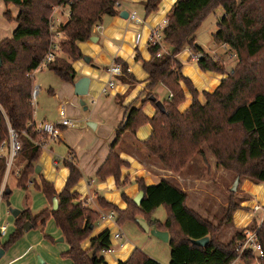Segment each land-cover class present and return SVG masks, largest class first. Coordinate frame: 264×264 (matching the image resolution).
Wrapping results in <instances>:
<instances>
[{
    "label": "trees",
    "instance_id": "obj_1",
    "mask_svg": "<svg viewBox=\"0 0 264 264\" xmlns=\"http://www.w3.org/2000/svg\"><path fill=\"white\" fill-rule=\"evenodd\" d=\"M6 6L19 10L14 20L10 12L4 17L18 25L12 38L0 41V148L9 141V129L17 135L21 151L17 155L24 164L18 173V187L28 190L32 184L47 199L52 210H44L34 217L30 209L25 210L16 219V232L9 242L2 246L5 252L24 234L23 226L30 221L35 229L53 219L62 232L70 250L63 258L73 264H107L103 253L111 251L113 243L110 230L93 238L96 224L101 215L83 205L79 195L72 190L81 180V173L74 161H66L70 177L61 194H57L54 185L36 168L43 154L37 145L45 137L37 132L31 123L34 121L32 90L33 74L43 62L51 44L52 33L50 19L57 7L70 8L69 20L62 24L59 31L66 36L61 43V52L72 62L85 59L79 49L93 37V29L100 25L106 16L118 15L116 4L120 0H3ZM163 0H148L144 4L146 17L156 14ZM222 8L224 15L217 24L213 39L216 44L225 45L237 58V66L228 74L222 64L214 61L196 44V34L207 20ZM166 26L162 30L160 43L147 45L150 61H144L138 54L136 61L142 62L143 70L149 76V84L126 108V121L118 132V139L111 149L110 158L100 169V178L114 176L117 185L121 168L127 164L116 152L117 143L123 133L134 134L144 125L152 127L151 137L142 143L161 164L174 173L184 171V167L196 155L204 154L206 147L216 158L217 165L233 172L241 180H249L256 185H264V0H178L166 17ZM167 47V52H163ZM190 49L196 56L204 54L198 60L199 68L204 72L227 75L221 85L213 92H203L205 103L199 101V92L193 83L183 75V64L178 56ZM160 53H163L160 55ZM123 67L122 83L134 86L138 83L129 73L128 65L117 60ZM47 68L63 82H73L76 72L66 60H56ZM162 85L171 95L163 101L165 113H161L150 97L156 88ZM185 86L192 96V106L184 113L180 107L186 102ZM141 105L139 107V102ZM152 104L156 114L152 119L144 113L146 105ZM17 159V158H16ZM6 159L0 156V194L6 174ZM39 179V182H38ZM125 185L127 180L124 182ZM139 191L145 194L140 206L133 199L122 194L127 204L126 210H120L105 200H98L103 209L114 211L116 224L136 222L143 217L151 229L168 232L171 247L170 264H264V223L255 216L252 226L237 231L231 241L224 244L219 239L223 226L214 227L197 212L188 207L189 195L173 183L162 180L156 186L148 187L137 179ZM240 184V183H239ZM124 185V184H123ZM7 190L2 199H9ZM58 200V209L53 210V200ZM165 207L167 221L162 224L153 222V213ZM249 210L240 203L229 202L225 210L224 222L232 223L238 211ZM93 226V228H91ZM256 234L262 247L263 256L256 258L252 251L240 256L239 247L246 240V232ZM49 239L48 237H46ZM209 238L207 246H196L193 242ZM90 240L91 247L85 250L83 245ZM1 249V248H0ZM95 252L93 257L90 254ZM118 264H159L144 252L136 249L126 262Z\"/></svg>",
    "mask_w": 264,
    "mask_h": 264
},
{
    "label": "crops",
    "instance_id": "obj_2",
    "mask_svg": "<svg viewBox=\"0 0 264 264\" xmlns=\"http://www.w3.org/2000/svg\"><path fill=\"white\" fill-rule=\"evenodd\" d=\"M147 1L148 0H120L118 15L115 17H104L100 24L101 29L94 32L93 36L96 37L98 41L93 42L90 40L79 44V49L82 54L91 59L90 64H87L84 60L72 62L65 56L64 59L72 64L76 72L74 81L70 83L63 82L57 77L60 81L57 82L55 86L46 87V94H43L41 97L37 116L35 112L34 120L37 124H39V122L58 124L61 121V108L65 106V117L74 121L75 119H80L86 122L88 129L85 131L60 126V138L48 147L49 150L40 158L38 166L42 168V175L44 178L54 185L57 194H61L70 177V170L64 164L68 160L75 162L81 173V180L72 192L79 195L78 200H84L87 203L86 207L91 208L101 215V219L98 222L99 226L98 228L95 226L96 229L91 238L117 225L114 223L116 218L114 221L108 220L103 223L105 221L103 220V216H108L112 212H115L103 209L99 204V199L113 204L120 210H126L127 204L123 200L122 194H125L130 199H134L140 192L139 186L135 183L137 179L142 180L148 187L156 186L164 179L168 181V176L166 175L168 171H162V169L155 166L152 163L151 156L148 152L146 153V149L142 146V143L146 142L151 137L153 130L150 125H144L138 128L134 134L130 132L123 133L117 143L116 152L119 153L120 159L127 164L121 168L119 181L121 186L117 185L114 176L100 178L98 174L100 169L110 158L111 149L118 139V132L126 121V108L149 84V76L143 70L142 62L136 61V57L140 54L142 60L147 62L151 60V56L147 50L151 32L164 24L167 15L171 12L178 0H163L159 6V11L156 14L146 17L144 4ZM58 10L59 9L56 11V16L60 18L62 24H64L67 20L62 21L64 13H58ZM7 11L11 13L14 20L19 15V10L16 7L12 5L6 6L4 1L0 0V41L12 38L14 31L18 27L15 21L9 22L5 19L4 14ZM123 11L129 12V14L136 13L137 16L143 20V24L135 25L129 19H123L120 16V13ZM223 15V9L219 8L214 16L221 19ZM216 24H218V22ZM197 34L196 44L204 51L203 45ZM224 49L225 52H223ZM227 51H230L227 46L215 43L211 51L213 54L211 58L217 60L214 56L216 53L225 54ZM229 57L233 60L235 56L230 54ZM178 59L183 64V75L193 83L194 87L199 92V101L202 104L205 103L203 92L213 93L221 85L222 80L227 77V75L202 71L199 66L195 64L198 57L196 58V55L190 49H186L182 52L178 56ZM117 60H121L124 64H127L129 73L134 75L138 81L133 87H130L127 83H122L120 81L122 76L113 78L115 87H107L109 81L107 70L119 64L116 63ZM226 71L228 74L232 72L231 69H227ZM84 77H89L92 82L89 95L81 99L75 96L74 86ZM182 87L186 92L187 99L179 110L181 113H184L192 106V96L188 93L184 85ZM162 93L166 94V97H163L161 100L160 95ZM154 94L158 96L161 102L171 98L169 91L162 85L156 88ZM81 100L84 101L85 106H81ZM138 105L140 107L141 101ZM78 106H81L84 111H88L89 116L84 117ZM144 113L148 118L152 119L156 114V109L152 104H148L144 108ZM89 124H92L93 128L89 127ZM93 133H95L96 136H94ZM75 136H78L80 139L86 137L92 138L94 141L89 144L87 151H84V145L81 146L80 144H76ZM61 146H66L68 149L66 155L62 158L55 153V150L59 149ZM55 162H57V166L54 165ZM194 163L199 164V160L197 159ZM209 172L213 174L212 177L214 178L209 181L196 179L194 182L200 188L198 189L199 196L207 194L209 188L214 191L217 190L218 188L217 185L214 184V181H219L222 176L228 177L230 175L224 168L218 167L217 163L212 164ZM126 180L128 183L125 185L124 182ZM208 184L211 186H208ZM180 187L182 188V186ZM182 190L184 189L182 188ZM242 192H246L245 194L247 197L246 200L241 202L242 207L249 210L238 211L235 214L233 228L237 230L248 228L253 222L254 217H259L258 214L253 216L252 208L256 204L264 203V188L261 186L247 182ZM210 196V199L212 198L210 201L201 200L202 202H200L207 203V206L210 207L211 205L220 204L219 201H215L218 197H215L213 194H210ZM45 204L47 207L46 209H48L49 203L46 198ZM190 209L201 215L200 207H190ZM120 234L122 237L119 240H114V249L103 253L108 255L113 253L114 255L112 254L113 256L109 255L107 257L102 255V258L107 264L126 262L136 250L133 245L126 244L120 246L119 241L123 240V234L121 232ZM50 238L51 240H56V238L60 239L64 237L59 230V232L57 231L56 233V238L52 236ZM59 239L57 240L58 243H65V239L64 242H59ZM84 246L90 247V240H88Z\"/></svg>",
    "mask_w": 264,
    "mask_h": 264
},
{
    "label": "rangeland",
    "instance_id": "obj_3",
    "mask_svg": "<svg viewBox=\"0 0 264 264\" xmlns=\"http://www.w3.org/2000/svg\"><path fill=\"white\" fill-rule=\"evenodd\" d=\"M56 9L53 10L51 17L54 15ZM217 11L218 9L216 10L215 14L217 13ZM58 13H64V18L62 19V21L69 20L70 8L68 6L59 7ZM215 14L207 18V20L204 22V24L202 25V27L200 28L197 34V36L199 37L203 45L204 51L207 53L206 54L204 52V54L208 55L210 58L213 56L211 51L213 50L215 46L213 36L217 32L216 23L221 20L220 18L215 17L214 16ZM55 17L57 19V16ZM59 28L60 26L58 24V26H56L55 28V32L59 31ZM164 52L165 53L167 52V47H165ZM223 52H225V49ZM230 54L234 55L233 52L231 51H227V53L225 54L216 53V55L214 56L217 60H214L213 58L212 59L218 62L219 64H222L225 70L231 69L233 71L235 67L237 66V58L234 55L235 57L232 60V58L229 57ZM65 56L66 55H64L61 52V48H60L57 53V58H59L60 60H66L64 59ZM225 63L227 64V66ZM195 64L198 65V60L197 62L195 61ZM59 81L60 80L57 78V76L50 73L47 66L43 67L40 70H37L34 73V85L35 87L41 88L40 96L34 105L36 116L39 110L41 97L43 94H46V87L55 86L57 82ZM160 86L161 85H159L158 87ZM163 97H166V94L162 93L160 95L161 100ZM78 108L82 112L84 117L89 116L88 111H84V109L81 106H78ZM75 121H78V122H77V127L74 129L80 130V131H85L86 129H88L86 122L84 120L75 119ZM39 123H42V122H39ZM93 134L94 136H96L95 133ZM93 141L94 139L92 138L86 137V138L80 139L78 136H75L76 144L77 145L80 144L81 146L84 145V151H87L89 144ZM5 146H6L5 151L8 152V149H9L8 141L5 142ZM145 149H146V153L148 152V154L151 156L152 163L155 166L162 169V171H168L166 172V175L168 176V181H170L171 183H173L175 186L179 188H181L180 186H182V188L187 192V194L189 195V199H188L189 208L190 207L192 208L200 207L201 208L200 216L204 220L211 223L214 227H218L220 225L223 226L222 231L220 232V235H219V239L224 244L229 243L231 239L233 238V236L235 235V233L240 230L233 228L234 220L232 223L223 221L225 218V214H224L225 210L229 202L240 203L246 200L247 198L245 194L246 192H242V191L246 183L247 182L251 183V182H249V180H246V179L241 180L239 178L240 184L238 186V190L236 193H232L231 189L238 177L235 173L229 172L230 175L228 177L222 176V178L219 181H214V184L217 185V188H218L217 190L214 191L209 188V191H207L209 195L207 193V194H203V196H199L198 189L200 188L194 182L196 181V179H204L206 181H209L210 179L214 178L212 177L213 174L212 173L210 174L209 170L211 169L212 164L217 163L216 158L206 147H204V154L203 155L196 154L190 160V162L184 167V171L180 173H174L168 170L163 164L160 163V161L158 160L156 156L152 155L151 152L147 148ZM47 150L49 149L47 148L43 150V154L46 153ZM67 151L68 149L66 148V146H61L59 149L55 150V153L57 156L62 158L66 155ZM197 159L199 160V164L194 163L195 161H197ZM23 166L24 164L21 163V157L19 155L14 163V166L9 172V174H8V171L6 170V174L4 176L1 191H5L6 189H9L12 192V195L10 196L9 199H6V200L0 199V226L5 225L8 227L7 235L3 237L0 236V248L1 249H2V246L6 245L9 242L11 236L16 232V219L12 216L11 211H10L11 209L19 210L22 212L30 209L32 215L36 217L40 215L47 208L45 204V196H43V194L40 191H38L32 184H30L28 190L26 191L18 187V179H19L18 173L23 170ZM38 182H39V179H38ZM208 186H211V185L208 184ZM259 186L264 188V185H259ZM210 194H213L215 195V197H218V199L215 201H219L220 204L211 205L210 207V206H207L208 205L207 203H204V202L201 203L204 200L210 201L212 199V198L210 199L211 197ZM1 197L2 196H0V198ZM8 202L11 205L10 207L7 206ZM48 210H52L51 205H49ZM258 218L260 219V217ZM167 219H168V213L165 207L159 208L152 215L153 222L159 221L160 223L164 224L167 221ZM116 220H117V217H116ZM116 220L114 221V223H116ZM137 221H145V220L143 217H139ZM105 222L106 221H104L103 223ZM96 226L98 228L99 223ZM250 226H252V223L250 224ZM23 229H24V226H23ZM151 230H154V229H151ZM57 231L59 232V229L56 227L55 221L53 219H50L44 227H42L39 224L37 228L32 229L29 233H25L14 245L8 248V250L5 252L4 257L0 260V264H39L40 260L45 264H72L71 261L63 258V254L69 251L70 248L66 242L65 243L57 242V240L59 239V238H56ZM110 231H111V236H112L111 240L113 243V247H112L113 249H114V240H116L114 239V234L121 232L123 234V240L119 241L120 246L126 245V244L133 245L136 249L141 250L146 255L156 260L159 264H170L171 247L169 243H163L162 241L153 237L151 234L145 233L136 222H126L123 226L116 225L113 228H111ZM49 236L56 238V240H51ZM46 237H48L49 239H47ZM83 247L85 246L83 245ZM90 247H91V244H90ZM90 247H85L86 249L85 248L84 249L89 250ZM112 254L113 253L109 255L113 256L114 254L113 255ZM109 255L103 254L104 257H107ZM234 264H241V263L239 261H236Z\"/></svg>",
    "mask_w": 264,
    "mask_h": 264
},
{
    "label": "built area",
    "instance_id": "obj_4",
    "mask_svg": "<svg viewBox=\"0 0 264 264\" xmlns=\"http://www.w3.org/2000/svg\"><path fill=\"white\" fill-rule=\"evenodd\" d=\"M116 7L119 8L120 3H117ZM57 9H59V8H57ZM57 9H56V11H57ZM56 11L50 19V29H51V33H52L50 48H49V50H48V52H47V54H46V56H45V58H44L43 62L41 63L38 70L42 69L43 67H46L47 65L53 63L56 60L57 53L60 49V45H61V43H63L66 40V36L62 32H60V31L55 32L56 26H58V24H59V26L62 25L61 19L60 18L56 19V17H55ZM129 20L132 23H134L135 25L136 24L137 25L143 24V20L140 19L136 13H131L129 16ZM166 24L167 23L165 21L162 26H159L158 28L152 30L148 43L153 42L155 44V43H160L162 41V30L166 26ZM100 29H101V26L96 25L93 29V34H94V32H97ZM161 54H163V53H160L159 56H161ZM107 75L109 77L107 87H110V88L115 87V82L113 81V78L121 77L123 75L122 65L116 64V65L112 66L111 68H109L107 70ZM33 78H34V74H33ZM105 91H106V89H105ZM31 96H32V103L34 106L36 101L38 100V98L40 96V87H35V85H34ZM34 117H35V110H34ZM31 126H33L37 132H39L40 134H43L45 136L43 141L37 143V145L43 151V150L47 149L51 143L57 141L60 138V134H61L60 128H59L60 126L66 127L69 129H74L77 127V122L65 117V106H63L61 108V121L58 124H52V123H47V122H42V123L37 124L34 120L31 123ZM9 135H10V138L8 141L9 142L8 152L5 151V149H6L5 143L0 148V156L4 157L6 159L8 174L11 171L12 167L14 166L17 155L21 151V145L18 141V135L11 128L9 129ZM54 165L57 166V162H55ZM3 193H4V191H1L0 196H2ZM0 199H2V197ZM80 202L85 206L87 204L84 200H80ZM252 211H253V216H255V214L259 215L260 226H261L264 223V203L263 204L262 203L256 204L252 208ZM115 218H116V215L113 212L108 216H106V215L103 216V220H105V221H108V220L114 221ZM245 229H247V228H245ZM7 233H8V227L5 225H1L0 226V236L3 237L5 235H7ZM121 237H122V235L120 233L114 234V239H116V240H119ZM111 238H112V236H111ZM238 249L240 251V256H242L245 252H249V251H252L256 258H261L263 256L262 247L256 238V234L251 232V231L246 232V240Z\"/></svg>",
    "mask_w": 264,
    "mask_h": 264
},
{
    "label": "water",
    "instance_id": "obj_5",
    "mask_svg": "<svg viewBox=\"0 0 264 264\" xmlns=\"http://www.w3.org/2000/svg\"><path fill=\"white\" fill-rule=\"evenodd\" d=\"M120 16L123 18V19H126L128 20L129 19V12L127 11H123L120 13ZM91 41L93 42H97L98 39L96 37H92L91 38ZM198 57V60H202L204 58V54H200ZM84 61L87 63V64H90L91 62V59L88 58V57H85ZM2 64V60L0 58V65ZM91 79L89 77H84V78H81L74 86V90H75V96L78 97V98H84L86 96L89 95V91H90V86H91ZM150 101L152 103H155V107L161 112V113H165L166 110H165V106L163 104V102H161L160 100L157 101L156 97L152 96L150 97ZM80 104L81 106H85V103L83 100L80 101ZM89 127L93 128L92 127V124H89ZM42 173V168L40 166H38L36 168V175H39ZM239 183H240V179L237 178V180L235 181L232 189H231V192L232 193H236L237 190H238V186H239ZM7 195H10L11 194V191L10 190H7ZM144 196L145 194L143 192H139V194L133 199L134 203L138 206L141 205L143 199H144ZM7 206L10 207V203L8 202L7 203ZM58 209V200L55 198L53 200V210L56 211ZM11 214L12 216L17 219L20 215H21V211L19 210H13L11 209ZM137 224L139 225V227L147 234H151L153 237H155L156 239L162 241L163 243H169L170 241V237H169V233L168 232H162V231H158V230H151L150 229V226L147 222L145 221H137ZM33 226L30 222H27L25 225H24V232L25 233H28L30 230H32ZM91 228H93V226H91ZM59 242H64V238H61L59 239ZM210 240L209 238H205V239H202V240H198V241H194L193 243L196 245V246H200V247H204V246H207L209 244ZM5 255V251L0 249V260L4 257ZM95 255V252L91 253L90 254V257H93ZM39 264H44L41 260L39 261Z\"/></svg>",
    "mask_w": 264,
    "mask_h": 264
}]
</instances>
